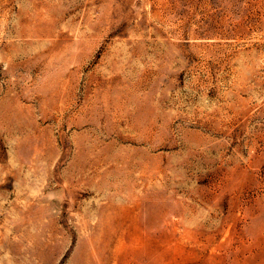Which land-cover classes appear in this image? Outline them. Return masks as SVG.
Returning <instances> with one entry per match:
<instances>
[{"label": "rangeland", "instance_id": "1", "mask_svg": "<svg viewBox=\"0 0 264 264\" xmlns=\"http://www.w3.org/2000/svg\"><path fill=\"white\" fill-rule=\"evenodd\" d=\"M0 264H264V0H0Z\"/></svg>", "mask_w": 264, "mask_h": 264}]
</instances>
